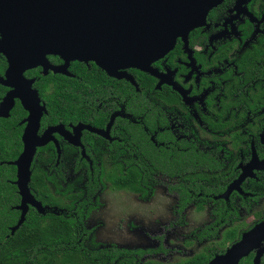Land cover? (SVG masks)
Wrapping results in <instances>:
<instances>
[{
	"label": "flooded vegetation",
	"instance_id": "af4514ba",
	"mask_svg": "<svg viewBox=\"0 0 264 264\" xmlns=\"http://www.w3.org/2000/svg\"><path fill=\"white\" fill-rule=\"evenodd\" d=\"M24 50L0 30V154L17 155L10 165L29 137L34 179L28 190L36 202L67 203L75 194L84 235L101 245L87 221L107 190L148 202L164 189L177 217L191 209L205 218L175 248L174 264L203 250L196 236L218 228L213 219L224 210L227 219L258 218L264 206V0H223L201 26L140 66L148 70L118 63L108 71L95 62H68L50 49ZM75 63L79 76L71 71ZM133 169L149 184L145 194L114 187L116 176ZM174 170L186 171L190 181ZM88 179L95 181L91 196ZM180 188L191 202L181 212ZM88 199L95 208L82 205ZM196 201H205L201 210ZM154 248L162 251L151 259L173 257L162 243L143 249Z\"/></svg>",
	"mask_w": 264,
	"mask_h": 264
},
{
	"label": "water",
	"instance_id": "95a60500",
	"mask_svg": "<svg viewBox=\"0 0 264 264\" xmlns=\"http://www.w3.org/2000/svg\"><path fill=\"white\" fill-rule=\"evenodd\" d=\"M222 1L0 0V30L15 45L24 47L25 54L46 48L65 55L68 62H95L103 70L119 68L118 63L142 68L167 53L176 38L201 26L208 12ZM35 125L38 128V118ZM23 140V153L9 163L16 167V185L22 197L17 207L22 214L12 233L24 221L28 206L44 212L28 190L34 149L28 145V136ZM263 242L264 221L210 264H238L254 251L253 264H259Z\"/></svg>",
	"mask_w": 264,
	"mask_h": 264
},
{
	"label": "trees",
	"instance_id": "16d2710c",
	"mask_svg": "<svg viewBox=\"0 0 264 264\" xmlns=\"http://www.w3.org/2000/svg\"><path fill=\"white\" fill-rule=\"evenodd\" d=\"M71 71L79 76V63H75ZM77 82L76 79L68 78L69 84ZM16 157L17 155L10 153L0 154V264H160L149 257L161 252V248L101 246L94 243L92 236L84 235L86 231L82 226L83 219L79 204L75 203L78 199L75 194L68 195L67 203L41 204L44 208L43 213L28 206L24 221L12 233L22 214V211L17 209L20 204L14 199L15 188L10 184L15 180V168L7 164ZM174 172L184 175V182L190 181L186 171L174 170ZM168 173L171 175L172 170ZM30 179H34L31 174ZM114 184L116 190H127L137 194H145L143 186L149 185L138 169L116 176ZM85 186L87 193L89 192L88 196L93 195L95 181L88 179ZM71 189L69 185L68 191ZM194 189L197 190L196 187ZM179 194L180 201L177 206L178 211L181 212L191 202L182 188L179 189ZM86 202L88 210L95 208L91 204V199L84 201L82 205ZM204 204L205 201L195 202L198 210H201ZM63 208L67 209L66 215L63 211H59ZM226 214L229 212L225 213L224 210L223 214L220 213L216 219H213V224L218 228L214 227L212 233L202 230L196 236V242L202 245L203 250L193 258L181 260L176 264H210L216 257L223 256L232 245L241 240L243 234L264 221V206L258 211L256 219H227ZM217 229L221 231L218 232ZM251 254L253 252L242 258L238 264H253L255 257ZM259 264H264V254Z\"/></svg>",
	"mask_w": 264,
	"mask_h": 264
},
{
	"label": "rangeland",
	"instance_id": "374dc122",
	"mask_svg": "<svg viewBox=\"0 0 264 264\" xmlns=\"http://www.w3.org/2000/svg\"><path fill=\"white\" fill-rule=\"evenodd\" d=\"M101 202L102 208L91 214L87 226L94 229L97 243L107 247L150 248L162 243L172 255L184 237L205 220L191 209L183 218L173 214L174 199L164 189H159L148 202H142L128 192L107 190ZM155 260L174 264L178 258L173 254L171 259L159 257Z\"/></svg>",
	"mask_w": 264,
	"mask_h": 264
}]
</instances>
